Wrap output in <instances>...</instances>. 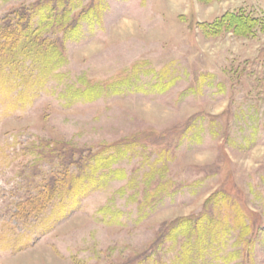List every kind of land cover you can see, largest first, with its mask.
<instances>
[{
  "label": "rangeland",
  "instance_id": "1",
  "mask_svg": "<svg viewBox=\"0 0 264 264\" xmlns=\"http://www.w3.org/2000/svg\"><path fill=\"white\" fill-rule=\"evenodd\" d=\"M23 11L58 50L0 67V264H264V0H0V30ZM198 216L204 252L166 236Z\"/></svg>",
  "mask_w": 264,
  "mask_h": 264
},
{
  "label": "trees",
  "instance_id": "2",
  "mask_svg": "<svg viewBox=\"0 0 264 264\" xmlns=\"http://www.w3.org/2000/svg\"><path fill=\"white\" fill-rule=\"evenodd\" d=\"M29 14L30 13L28 11H23L20 14L18 22L9 23L8 25H5L6 27L4 29L0 30V67H2V69H5L9 62H11V69H15L14 66L19 64L18 59H20V57H25L27 59L29 57H41L44 61L47 62L51 61L50 56H57V42L43 40L38 30L36 31L30 27L31 14ZM254 23L255 20L252 18H248L247 16L237 15L234 14V12H226L216 22V25H226L227 27L231 28L234 33L237 31H242L243 33H246V30L251 28ZM46 65V67H48L53 64L51 62ZM1 77L2 76H0V78ZM54 187L55 185L53 184L51 185V187H45L44 192L47 195V199L45 201H50V199L55 195ZM67 188L68 186L65 184H60L59 187L56 186V189H61L62 192L65 191ZM61 191H59V193ZM32 202L35 204L34 200H32ZM41 206L42 204L39 203L36 211H38ZM203 217L204 216H198L193 219H185L183 221H178L176 223V227L169 229L170 231L166 236L174 238L178 232V235H182L183 237H185L186 241H190V239L194 237L195 246L200 247L199 250L201 253L204 252L206 248H202L201 246L205 245L207 240L206 237L209 236L203 231V227H206L212 232L214 230V226L208 225V228L207 226H205V224L203 225ZM159 241L161 242V240ZM153 255L154 254H151L149 251L146 256L141 255L136 263L142 264L145 262V260H148Z\"/></svg>",
  "mask_w": 264,
  "mask_h": 264
}]
</instances>
